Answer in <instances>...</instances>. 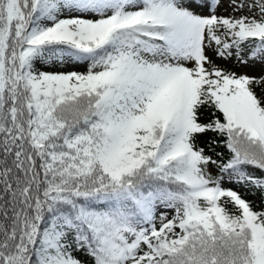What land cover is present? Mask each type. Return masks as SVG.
<instances>
[{
	"label": "snow or ice",
	"instance_id": "obj_1",
	"mask_svg": "<svg viewBox=\"0 0 264 264\" xmlns=\"http://www.w3.org/2000/svg\"><path fill=\"white\" fill-rule=\"evenodd\" d=\"M221 3L0 0V264H264V75L208 55L264 63V0Z\"/></svg>",
	"mask_w": 264,
	"mask_h": 264
},
{
	"label": "rangeland",
	"instance_id": "obj_2",
	"mask_svg": "<svg viewBox=\"0 0 264 264\" xmlns=\"http://www.w3.org/2000/svg\"><path fill=\"white\" fill-rule=\"evenodd\" d=\"M200 11V10H198ZM205 14H206V10ZM218 14L223 15V16H228L229 14H232V9L228 6V0H222L221 6L218 9ZM235 15H240V13H235ZM250 15V13H249ZM208 55L212 57L214 62L219 65L222 68L231 70L236 72L237 74H247L251 77H260L264 75V63H260L257 61H249L247 64H238L234 59H229V60H223L215 56V53L212 52L211 50L208 51ZM86 65L85 64H80V65H67L64 68H53V69H48L50 71H69V70H75V71H86ZM257 93H260V89L257 88ZM213 172H215V169H212ZM243 193V192H241ZM243 195V194H242ZM249 200L251 205L256 206L259 203V197H253L251 198L248 196L246 198ZM253 199V200H252ZM257 207V206H256ZM163 211H168L169 216L173 214L172 210L170 209H162ZM79 257H82L84 260H89L88 257L84 256L83 253H77Z\"/></svg>",
	"mask_w": 264,
	"mask_h": 264
},
{
	"label": "trees",
	"instance_id": "obj_3",
	"mask_svg": "<svg viewBox=\"0 0 264 264\" xmlns=\"http://www.w3.org/2000/svg\"><path fill=\"white\" fill-rule=\"evenodd\" d=\"M208 118H209V110L203 109L202 113H201V120L203 122H206L208 120ZM213 138H214V136L212 133L202 134L199 137L198 143L201 147L205 148V152L207 154L212 155L214 158H215V152H224L225 154H227V149H225L222 144L219 147H215L211 144V140ZM213 148H215V151L212 150ZM248 170L250 172H254L255 175H257V176L262 175V173L259 170L253 169L251 167H249ZM223 186L225 188H231L233 190H236L239 194H241L242 198H244V199H246L248 196H250L251 198L259 197L260 200H259V203L256 205L257 207L253 206V205H252V207L254 209H257V210L264 208V194H262L258 190L253 189L251 186H244L241 184H237L234 181L229 182L227 179H225ZM241 192H243V193H241ZM247 201H249V200H247ZM226 206L229 208L230 211H234L233 206L231 204H228ZM79 258L83 259L82 257H79Z\"/></svg>",
	"mask_w": 264,
	"mask_h": 264
}]
</instances>
